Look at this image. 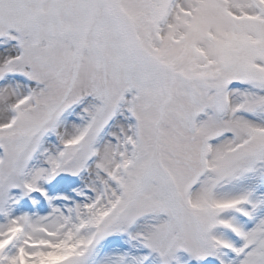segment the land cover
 <instances>
[{"label":"snow or ice","instance_id":"snow-or-ice-1","mask_svg":"<svg viewBox=\"0 0 264 264\" xmlns=\"http://www.w3.org/2000/svg\"><path fill=\"white\" fill-rule=\"evenodd\" d=\"M0 264H264V0H0Z\"/></svg>","mask_w":264,"mask_h":264}]
</instances>
